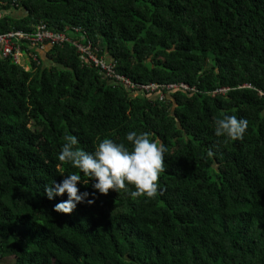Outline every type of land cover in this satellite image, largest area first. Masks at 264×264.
<instances>
[{"label": "trees", "instance_id": "1", "mask_svg": "<svg viewBox=\"0 0 264 264\" xmlns=\"http://www.w3.org/2000/svg\"><path fill=\"white\" fill-rule=\"evenodd\" d=\"M12 1L23 18L1 14ZM0 2V34L81 29L119 76L164 89L134 97L71 43L29 72L0 61V264H264V0ZM224 115L248 121L241 140L214 134ZM128 131L166 146L157 194L97 192L55 212L67 195L43 186L78 171L57 159L63 136L92 152Z\"/></svg>", "mask_w": 264, "mask_h": 264}, {"label": "clouds", "instance_id": "2", "mask_svg": "<svg viewBox=\"0 0 264 264\" xmlns=\"http://www.w3.org/2000/svg\"><path fill=\"white\" fill-rule=\"evenodd\" d=\"M247 128L248 121L245 118L224 115L215 121L214 134L225 141H237L243 138ZM149 135L147 132L138 134L128 131L124 136L127 144L103 138L92 152L75 147L78 141L74 135H64L57 159L78 171L62 175L63 179L59 183L53 180L43 186L44 195L50 201L67 195V199L54 204L53 210L71 214L78 204L86 202L91 206L97 192L107 195L109 190L117 193L123 190L132 199L154 197L158 191L159 175L164 168L166 146L158 139L150 140ZM80 173L89 179L82 180ZM90 180L94 181L91 184L94 192H81L77 185L86 186ZM90 195L92 198H89Z\"/></svg>", "mask_w": 264, "mask_h": 264}, {"label": "built area", "instance_id": "3", "mask_svg": "<svg viewBox=\"0 0 264 264\" xmlns=\"http://www.w3.org/2000/svg\"><path fill=\"white\" fill-rule=\"evenodd\" d=\"M3 3H0V6ZM12 5L16 6V2ZM70 28H67L69 31ZM73 34L78 38H72L66 31H56L49 28L48 24L39 21L32 26L29 31L22 29H13L7 33L0 34V61H10L11 63L21 67L25 72H29L33 64L36 68L43 65L45 57L49 51L57 47H64L67 43L73 44L77 50V55L82 67L95 68L99 73L110 81L122 83L127 90L131 91L134 97L158 95L163 99L164 94L161 91L163 85L158 83L134 84L125 77L119 76L114 68V62L111 60L108 63V58L98 56V49L93 45V41L86 39L81 29L72 28ZM79 34L82 36L79 38ZM73 39V40H72ZM80 41V42H79ZM108 56V55H107ZM184 89L188 90L183 83L168 84L167 90L171 93ZM226 90H219V93L224 94ZM166 98V97H165Z\"/></svg>", "mask_w": 264, "mask_h": 264}, {"label": "crops", "instance_id": "4", "mask_svg": "<svg viewBox=\"0 0 264 264\" xmlns=\"http://www.w3.org/2000/svg\"><path fill=\"white\" fill-rule=\"evenodd\" d=\"M2 3V2H0ZM4 4V3H3ZM13 1L11 3V9L6 11V13H4L3 11L1 12V14H8L9 16L11 15L14 19H19V18H23L24 17V12L21 10H17L14 8V6L12 5ZM45 57V55L43 54V58Z\"/></svg>", "mask_w": 264, "mask_h": 264}, {"label": "rangeland", "instance_id": "5", "mask_svg": "<svg viewBox=\"0 0 264 264\" xmlns=\"http://www.w3.org/2000/svg\"><path fill=\"white\" fill-rule=\"evenodd\" d=\"M48 64L50 65L51 62H48ZM6 261L8 264H14V259H7Z\"/></svg>", "mask_w": 264, "mask_h": 264}]
</instances>
